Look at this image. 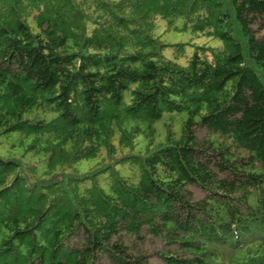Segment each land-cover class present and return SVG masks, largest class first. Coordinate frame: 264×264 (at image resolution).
Returning a JSON list of instances; mask_svg holds the SVG:
<instances>
[{
    "label": "trees",
    "instance_id": "obj_1",
    "mask_svg": "<svg viewBox=\"0 0 264 264\" xmlns=\"http://www.w3.org/2000/svg\"><path fill=\"white\" fill-rule=\"evenodd\" d=\"M5 139L0 264H264V0H0Z\"/></svg>",
    "mask_w": 264,
    "mask_h": 264
},
{
    "label": "rangeland",
    "instance_id": "obj_2",
    "mask_svg": "<svg viewBox=\"0 0 264 264\" xmlns=\"http://www.w3.org/2000/svg\"><path fill=\"white\" fill-rule=\"evenodd\" d=\"M183 23L182 18H178L175 20L174 23V28H179L181 24ZM174 28H169L167 29L164 23L163 19H159L158 24H157V29L155 31L156 35L159 36L160 40L165 44V46L162 49V54L164 58L174 60L180 64H186V58L189 56L192 52V48L195 47V45L199 44H207L210 45L211 47H219L221 45V42L217 39L214 38H209L200 34H195L191 32L190 30H177ZM179 43H186L183 45V47H175V44ZM185 114L184 113H164L162 118L155 124V140L160 141L163 139V135L165 133L164 130V123L166 121L172 120L174 122V125L177 128V125L182 122L184 119ZM136 145L133 149V152L137 153L143 150L144 147V138L143 135L140 134L136 140ZM9 144V140H1V145H0V152L2 153L6 147ZM17 152H21L22 148L17 147L16 148ZM25 159L27 160H37L38 157H30L29 154L25 155ZM91 162H81L78 165V168L81 171H85L87 165ZM118 170L122 175H127L128 169L125 166H119ZM195 196H199L198 192L195 191ZM155 245V244H154ZM149 247H153L152 244L149 245Z\"/></svg>",
    "mask_w": 264,
    "mask_h": 264
}]
</instances>
